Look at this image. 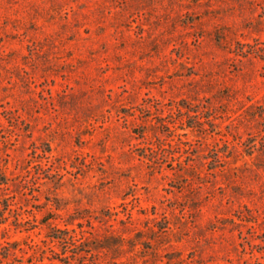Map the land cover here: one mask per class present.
<instances>
[{
  "label": "rangeland",
  "instance_id": "obj_1",
  "mask_svg": "<svg viewBox=\"0 0 264 264\" xmlns=\"http://www.w3.org/2000/svg\"><path fill=\"white\" fill-rule=\"evenodd\" d=\"M0 264H264V0H0Z\"/></svg>",
  "mask_w": 264,
  "mask_h": 264
}]
</instances>
